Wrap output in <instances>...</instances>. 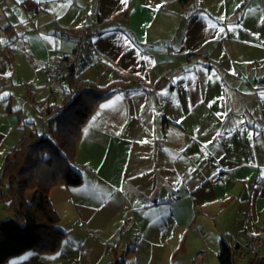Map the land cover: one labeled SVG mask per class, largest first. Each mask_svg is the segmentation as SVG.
I'll use <instances>...</instances> for the list:
<instances>
[{
  "label": "crops",
  "instance_id": "crops-1",
  "mask_svg": "<svg viewBox=\"0 0 264 264\" xmlns=\"http://www.w3.org/2000/svg\"><path fill=\"white\" fill-rule=\"evenodd\" d=\"M98 27L78 81L113 93L77 141L82 182L49 192L67 233L4 264H107L115 244L126 264H210L222 239L246 264L244 231L264 229V0H0V148L37 131L25 101L48 97V55L78 41L59 28ZM82 223L98 232L87 247Z\"/></svg>",
  "mask_w": 264,
  "mask_h": 264
},
{
  "label": "trees",
  "instance_id": "trees-1",
  "mask_svg": "<svg viewBox=\"0 0 264 264\" xmlns=\"http://www.w3.org/2000/svg\"><path fill=\"white\" fill-rule=\"evenodd\" d=\"M187 1V0H181ZM127 9L114 14L111 20L126 19ZM85 32H90L86 30ZM61 35L81 38L84 32L59 28ZM81 59L66 70L62 87L71 90L69 99L62 97L50 102L44 114L49 134L30 129L6 154L0 172V199L5 200L11 216L0 218V264L26 250L54 252L60 247L66 231L59 227L60 215L54 208L49 192L57 185H78L81 174L75 168L76 145L81 130L96 105L112 95L111 85L78 81ZM42 114V115H44ZM31 192V196L28 193ZM239 244L220 241L218 264H237ZM114 261L107 264H126L125 256L118 257V245L112 246ZM246 264H264L260 252L248 256Z\"/></svg>",
  "mask_w": 264,
  "mask_h": 264
},
{
  "label": "built area",
  "instance_id": "built-area-1",
  "mask_svg": "<svg viewBox=\"0 0 264 264\" xmlns=\"http://www.w3.org/2000/svg\"><path fill=\"white\" fill-rule=\"evenodd\" d=\"M103 29L101 27L96 28L93 31L85 32L77 41V44L73 51L70 53L58 56L54 53L49 54L46 61V68L48 74V86L49 95L47 98L41 100H26L25 105L32 107L36 114L42 115L46 112L50 102L59 96H63L62 80L66 74L67 68L76 60L80 59L84 49L91 43L92 39L101 34ZM136 82L140 85L145 84V79L141 76L136 77ZM229 178L228 171H220L212 174L210 181L217 183L221 180H226ZM134 225L131 218L124 221L121 232L125 233L129 231ZM82 229L85 231L88 237L97 238L96 232L89 228L85 223L81 224ZM241 248L245 254L248 256L254 255L259 252L261 247L264 246V229L257 233H254L248 229L244 231V235L241 241Z\"/></svg>",
  "mask_w": 264,
  "mask_h": 264
},
{
  "label": "rangeland",
  "instance_id": "rangeland-1",
  "mask_svg": "<svg viewBox=\"0 0 264 264\" xmlns=\"http://www.w3.org/2000/svg\"><path fill=\"white\" fill-rule=\"evenodd\" d=\"M58 99L60 100L61 99V96H59ZM43 117L44 118L42 119L39 114H34V113L33 114H29V118L35 121V127L37 128V131L40 134H43L45 132L48 133V131H49L48 124H47V119L45 118V116H43ZM10 150H11V147L8 148L5 145H2L1 148H0V171H1V168H2V164H3V160H4V155H6ZM0 190H1V186H0ZM31 194L32 193L29 192L28 193V196L30 197ZM5 207H7L6 201L0 199V217L1 218L8 217V216H11L12 215L11 212L7 213V212L4 211V208ZM131 219L134 222V219L133 218H131ZM96 233H98V232H96ZM91 240H90V238L89 239H86L85 238V240H84V247L85 246L86 247L89 246L90 245V242H92ZM227 240L228 241H231L230 235L227 236ZM261 249L264 250V246H262ZM242 252H243V250H242ZM210 255H212L211 252H209L208 256H210ZM244 255H245L246 258H248V255L247 254L244 253ZM236 258H237L238 264H244V262L246 260L244 257L237 256ZM205 260H206V258H205ZM201 261H202V257L201 256L200 257L198 256L196 262L197 263H200ZM208 261H210V264H211V262H212V264L216 263L217 262V256H216V254L213 257H211L210 260H208ZM194 263H195L194 262V259H192V260L188 259V260L182 262V264H194Z\"/></svg>",
  "mask_w": 264,
  "mask_h": 264
},
{
  "label": "snow or ice",
  "instance_id": "snow-or-ice-1",
  "mask_svg": "<svg viewBox=\"0 0 264 264\" xmlns=\"http://www.w3.org/2000/svg\"><path fill=\"white\" fill-rule=\"evenodd\" d=\"M221 19H223V17H221ZM211 27L212 28H215L216 27V25L215 24H211ZM229 30H231V29H229ZM221 31H223V28L221 29ZM144 59L145 60H147L148 58L147 57H144ZM5 95H7V94H5ZM119 99V98H118ZM219 135H221L220 133H217V136H219ZM211 143V142H210Z\"/></svg>",
  "mask_w": 264,
  "mask_h": 264
}]
</instances>
